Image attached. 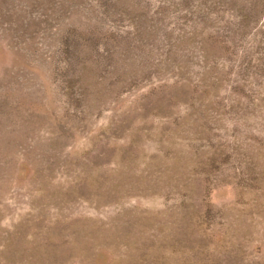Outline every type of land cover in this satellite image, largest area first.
<instances>
[{
    "label": "rangeland",
    "instance_id": "rangeland-1",
    "mask_svg": "<svg viewBox=\"0 0 264 264\" xmlns=\"http://www.w3.org/2000/svg\"><path fill=\"white\" fill-rule=\"evenodd\" d=\"M0 264H264V0H0Z\"/></svg>",
    "mask_w": 264,
    "mask_h": 264
}]
</instances>
